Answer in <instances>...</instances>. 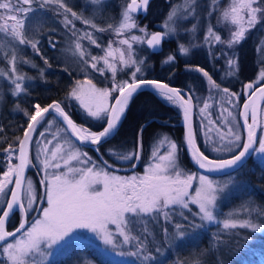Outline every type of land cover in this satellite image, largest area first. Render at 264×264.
<instances>
[{
    "label": "snow or ice",
    "instance_id": "obj_1",
    "mask_svg": "<svg viewBox=\"0 0 264 264\" xmlns=\"http://www.w3.org/2000/svg\"><path fill=\"white\" fill-rule=\"evenodd\" d=\"M212 2L215 4L218 0H212ZM90 3L102 8L104 0H90ZM149 3L150 0H130L122 9L121 18L117 23H109L106 27H101L94 19L85 18L74 11L66 0H0V42L6 41L7 44L4 46L11 44L12 41L18 42L19 45H29L37 54H39L40 41L35 37L46 23L42 13L49 5L57 6L58 14L63 15L66 27L72 25V28H75L73 20L69 19L70 14L75 20L90 25L97 32L111 31L117 36H123L132 29H138L143 33V36L131 35L121 39L119 44L126 47L113 48L112 43L109 42L103 56H90L92 69L101 73L105 70L111 72L114 82L111 89L98 88L91 80H88L86 81L88 87L77 82V86L70 92V95L86 109L87 115L104 121L105 126L101 131L90 132L84 129L86 134L81 135L82 129L75 124L59 102H53L45 107L37 103L33 105L32 113H29L27 109H20L17 105V109L28 116L29 122L23 137H16V147L9 144L3 149L8 155L9 166L0 177V200L4 201V207L0 209V256L6 264H47L48 258L52 256L51 250L55 246L62 247L61 242L67 244L78 229H87L95 233L105 245L114 250L122 249L125 245H132L136 251L127 253L121 251L119 254L138 256L144 264H150L154 259L152 252L149 251V243L155 244V238L152 237L148 226L149 221L163 220L161 232L165 239L172 236L169 227L180 238L186 235L185 225L179 222L180 220L188 222V230L202 228L204 221L220 225L226 233L237 229H248L253 232L264 230V223L252 218L253 213L257 218L264 217V209L258 205H248L245 208L249 214L248 218L239 219L237 213L232 212L228 217L219 219L218 198L224 188L208 175L197 176L184 172L177 161V144L168 140L167 137L160 141L161 144H167L166 154L154 152L153 159L156 162L148 165L145 174L130 177L118 176L110 173L106 167L97 166L91 162L87 153H81L77 148L70 147L65 154L59 142L52 145L51 140L46 141L41 149L45 158L42 161L44 177L40 180V184L44 186V195L40 200L46 201L47 206L39 209L34 207L40 201L37 200L32 181L25 179L24 172L28 167L36 166L32 164L29 157L30 134H35L37 126L41 123H46L44 119L46 114H49L51 110L62 117L70 133L78 141L99 145L102 142L106 143L113 136L129 101L145 86H152L161 98L183 110V118L187 122L186 144L190 147L191 155L199 168L209 173H220L243 166L247 157L253 153L264 154V137L257 141L259 105L254 98L259 93V98L264 100V88H257L255 83L245 85L251 95L242 105L241 115L247 128V138L243 143H237L242 140V135L234 131L238 121L232 110L222 109V126L217 125V121L208 120L205 127L211 126L209 131L214 129L219 140L226 141L222 147H216L215 151L233 152V147L239 149L228 159H209L200 150L195 140V130L191 120V112L195 106L192 103L191 93H182L180 89L170 87L167 83L137 76V73L142 72L143 59L135 57L133 44H146L154 50L158 49L166 37L176 33L178 22L188 15H194L197 7V0H183V3L170 8L163 23L165 31L148 32L146 27H140L136 23L134 14L146 13ZM261 20H264V0H231L227 7L220 10V16L217 19V24L223 21L234 26L230 37L224 40L219 32L209 25L205 43L226 44L229 48L238 46L246 39L249 30L256 27ZM195 30L196 26L193 25L190 31L194 33ZM72 35L76 37L73 41L74 53H78L82 62L87 63L83 60L86 52L80 41L87 39L98 48L101 45L97 43L93 33L84 32L77 36L73 31ZM49 43L55 48L54 41L50 39ZM261 44L264 45V41H261ZM194 47L197 45L179 44L178 50L181 54L188 55ZM15 51L13 47L10 53H5V56H10L9 63L14 75H9L0 69V76H6L13 86L12 94L20 96L27 93L24 83L26 77L23 73L17 72ZM174 60L175 56L169 55L164 62L170 63ZM100 61H103L104 67L97 68ZM23 62L31 63V61ZM44 62L47 64V60ZM117 63L131 69L129 80L115 82ZM228 65L231 69L229 74L239 71L238 58H230ZM194 70L206 77L213 88L225 94L222 99L228 105L235 107L233 101L238 100L237 93L231 92L228 88H221L204 68L197 66ZM41 74L43 75V70ZM260 81H264V70L259 73L257 83ZM113 92L117 93L114 98ZM110 98L114 99L111 105ZM209 107L207 101L203 102V107L199 109L200 113L210 117L211 113H207ZM250 111L251 122H249ZM223 128L227 130L224 131ZM2 131L3 129L0 128V132ZM39 135L44 134L39 133ZM50 145H52L51 149ZM109 151L110 154L117 155L118 159L124 161H134L138 158V153L135 151L122 154H117L116 150ZM14 155L19 162L12 165L10 161ZM73 161L86 166L73 167ZM89 164L91 166H87ZM104 164L107 165V162ZM62 166L66 170H62ZM48 169L53 171L49 173ZM13 176L15 180L12 179ZM193 181L198 182L194 189ZM9 185L13 187L8 189ZM190 205H196L198 210L193 213ZM17 209L24 215V219L19 227L8 231L6 223ZM184 210L188 211V215ZM30 211H38L40 216L28 223L26 217ZM189 215L193 217L192 220H189ZM176 217L179 219L174 223ZM197 217L202 223H196ZM110 225L116 226L115 232ZM138 226H140L139 229ZM214 239L219 238L214 237ZM155 251L159 253L160 248L156 247ZM193 264H201V261L197 259Z\"/></svg>",
    "mask_w": 264,
    "mask_h": 264
},
{
    "label": "trees",
    "instance_id": "obj_2",
    "mask_svg": "<svg viewBox=\"0 0 264 264\" xmlns=\"http://www.w3.org/2000/svg\"><path fill=\"white\" fill-rule=\"evenodd\" d=\"M35 6L36 5H34V7ZM166 6L164 0H154L144 20L140 21V25L143 24V27L146 26L148 32H150L151 28L156 26L155 24L163 21L162 19L167 11ZM59 11L62 12V10ZM43 13L51 19L46 25L49 29L54 21L59 33L61 32V26H63L69 36L73 37L74 40L76 37L70 35L73 31L76 32L77 36L82 35L84 32L93 33L98 44H102L103 41H110L111 39L109 34L97 32L89 25H85L81 21L75 20V18L72 19L70 14L69 19L73 20L75 28L73 29L71 25L66 27L64 17L62 14H58L56 5L46 6ZM83 16H85V14ZM100 26L104 27L101 24ZM65 36H67L65 33L57 34L55 32L54 35H50V33L45 34L44 32V36L39 37L38 40L40 43L38 46L42 47L41 50L42 53H45V57L40 53L37 54L34 49L31 51L33 55L30 56V60L36 67L24 70L26 74L33 77V82L27 83L26 85L27 93L16 99H12L10 95H7L0 104V128L3 129V131L0 132V176L9 166L8 155L3 149L7 148L9 144L16 147V137H21L29 122L28 116H26L23 111L18 110L17 105H19L20 109H27L29 113H32L34 111L33 105L37 103H39L41 107H45L49 103L57 101L76 124L83 125V127L89 131H99L104 125V122L100 124H90L78 116L79 110L71 100L70 92L77 86L78 80L82 78L77 76L72 69L61 64L59 60L61 45L59 47L57 44L64 42ZM50 39L52 41L57 40L55 48L49 43ZM253 41L256 42L255 36L254 38H247L243 44L237 47L239 52V71H237V77L234 82L220 79L217 72L214 71V68H210L205 60L200 62H198L199 60L183 62L175 52L173 41H165L163 45L164 48L158 53H152L144 44H137L139 47L137 49L139 59H143L145 65L152 64L150 71H145L144 74L138 77L163 81L170 85L185 89L191 94L196 91L198 95H204L200 90L207 88L206 86L210 87L212 85L206 77L194 70L199 66L204 68L220 86H225L231 89V91L236 92L239 97V103H242L244 96L239 89L243 88L244 84L251 81L252 74L256 67L254 62ZM80 42L86 52L85 57L88 59L90 56L94 55V50L96 51L98 49L87 39L81 40ZM165 50H167L166 54L163 53ZM99 52H97L98 57L102 55V53ZM88 54H90L89 57ZM169 55H174L175 60L170 63H165L164 61ZM45 60H47V64H45ZM219 65L220 61L217 60L215 66L219 67ZM248 65L251 66V70L250 74L246 75L245 69ZM98 67H101V63ZM117 69L115 82L129 80L131 70L118 67ZM41 70H43V75L41 74ZM89 75L90 77L87 78L92 80L98 88L106 86L103 88L111 89L113 87L114 82L112 74L106 75L105 78H101L97 74L92 73ZM36 76H38V78H36ZM95 76L101 78L102 81H98ZM262 83H264V81L260 82L258 85ZM116 94V92H113L112 97L114 98ZM195 96L196 95H194V97ZM113 98H110V101H112ZM50 120L55 121L63 129L61 124L54 117L48 116L45 119L46 123ZM46 123H41L37 128L31 148L35 143L36 137L42 132ZM194 128L197 144L200 150L208 157H230L239 150L237 149L234 153L232 152L228 155L208 153L202 147L199 132L196 129V120L194 121ZM164 137H167L177 144V160L179 166L187 172L198 173L192 167L184 149L178 106L165 99H160L149 92H140L130 100L114 136L98 147V151L102 160L112 165H119L117 161H121V159H118L117 155L110 154L109 150H116L117 154L133 151L137 152L138 158L134 161H127L126 165L132 166L139 162L138 165L130 172H116L115 174L124 177L128 174L139 176L142 171L141 164H143L145 157L148 156L154 144ZM84 150L92 155L93 158L100 161L94 151L89 149ZM253 156L237 172L228 176L219 177L233 178L231 183L233 189H231L232 191L229 194L227 206H223L226 210L229 207V209L235 210L238 207L248 205V202L249 204L252 203L253 206L258 205L264 209V165L254 161ZM10 163L15 165V155ZM27 175H31L34 180H37L35 171L29 167ZM191 210L195 213L194 209ZM185 214L187 215L188 212L185 211ZM19 222L20 213L16 212L10 219L8 230L11 231L16 228ZM163 225L164 222L162 219L160 222L153 221V223L149 222L148 224L152 237L155 238V244L149 243V251L152 252L154 257L150 264H181V262L193 264L197 259L201 261V264H264V235H260L257 232H252L248 229H237L234 230V232L226 233L225 230L220 228V225L216 224L201 228L197 233H194V235L188 238L186 237L177 243H172L164 238L161 232ZM170 230L171 227H169V231ZM214 237H218L219 239L215 240ZM156 247L160 248L159 253L155 251ZM81 257L89 259L93 264H108L103 261L94 250L86 246H75L71 248L69 252L55 260L52 264H74L75 261ZM134 261L136 264H144L142 259L138 256H135Z\"/></svg>",
    "mask_w": 264,
    "mask_h": 264
},
{
    "label": "rangeland",
    "instance_id": "obj_3",
    "mask_svg": "<svg viewBox=\"0 0 264 264\" xmlns=\"http://www.w3.org/2000/svg\"><path fill=\"white\" fill-rule=\"evenodd\" d=\"M129 1L130 0H104V5L102 8L98 5H92L90 3V0H66V3H68L69 6L73 7V10L76 11L78 14H82V15L85 14L84 16L85 18L94 19V21L99 26L101 24L104 27H106L107 24L109 23L115 24L120 20L122 9ZM164 1L166 2V5H167L166 14L164 18L162 19L163 21L155 24L156 27H158L161 30V32L165 31V29L163 28V23L169 13L170 8L174 5L183 3V0H164ZM230 2L231 0H218L217 3L213 4L212 0H197V7H196L195 14L188 15L184 19H182L180 22H178L176 33L166 37L165 41H173L175 52L177 56L183 62H189L192 60H195V61L199 60L198 62H200V61L205 60L208 66H210V68H214V71L217 72V75L220 79H223V80L226 79L227 81L229 80L230 82H234V80H236V77H237V72H235L234 74H229L231 69L229 68L228 60L230 58H238L239 52L237 50V47L243 44L247 38L249 37L254 38L255 36L256 42L253 41V53L255 57L254 62H255L256 67H255L254 73L252 74V79L249 83H255V85H258L260 82H262L260 81L257 83L258 78H259V73L261 70H264V45L261 44V41H264V20H261L260 23L256 25V27L250 29L249 32L246 34V39L243 42H241L238 46L229 48L226 44H217V43H212V42L208 44L205 43V36L207 33V27L209 25H212L214 29L219 32V34L222 36L224 40H227L230 37L231 31L234 30V26H232L231 24H226L223 21L217 24V19L220 16V10L224 7H227L230 4ZM209 13H211V15H209ZM42 16L46 20V23L44 24L43 28L41 29L39 34L36 35L35 38L39 39L40 36L41 37L44 36V32L45 34L50 33V35H54L55 32L57 34H63V33L67 34V36L64 37L65 39L64 42L57 44L59 47L61 45L60 50H59V60L61 64L69 67L70 69L74 71V73L77 76L82 78L78 80V82L84 84L85 87H88L86 81L90 80L89 78H87V77H90L89 74L91 73L97 74L101 78H105L106 75L111 74V72L107 70L101 73L97 71L96 69H92L91 68L92 61L90 58L88 59L84 57L83 60L87 61V63L82 62L78 53H74V44H73L74 38L69 36V34L65 30V27L61 26L60 28L61 32L59 33V30L56 28L57 25L53 21L52 22L53 25H51L49 29V27H47L46 25L51 21L50 17L44 13H42ZM72 19H74V17H72ZM135 19H136V23L140 27H143V24L140 25V21H138V18H135ZM193 25L196 26V30L194 33L190 31ZM105 33L111 36L110 41L109 40L105 42L103 41V43L100 44L101 47L99 48L96 47L98 49L96 51L94 50L95 53L93 56H97V52L99 51L102 53L101 56H103L104 49L107 48L109 42L112 43L113 48L126 47V46H122L119 44V41L121 39L130 37L131 35L143 36V33L139 32L138 29H132L131 32L125 33L123 36H117L115 33L111 31H105ZM70 35L72 36V34ZM209 40H211V38H209ZM56 41L57 40L54 41L55 44H56ZM5 44H7L6 41L0 42V69H3L9 75H14L11 72V64L9 63L10 56H5V53L6 52L10 53L12 51V48L15 47L16 49L15 54L17 56V63H16L17 72L23 73L25 75L26 77V80L24 81L25 86L27 85V83H32L33 77L26 74L24 70H27L29 68L33 69L36 66L33 67L32 62L24 63L23 61H31L30 56L33 55L31 53L33 49L29 45H19L18 42H15V41H12L11 44H8L7 46H4ZM179 44H184L186 46L194 44V45H197V47L191 48L190 53L188 55H184V54H181L180 51L178 50ZM95 46L96 45H94V47ZM38 48H39V53L45 57V53H42V50H41L42 47L38 46ZM138 48H139L138 45L134 43L133 44V49L135 50L134 55L137 59H139V53L137 50ZM163 53L166 54L167 50L163 51ZM217 60L220 61L219 67L215 66V64L217 63ZM100 63H101V67H98ZM102 67H104L103 61H100L97 64V68H102ZM117 67L122 68V69L131 70L129 68L123 67L119 63H117ZM250 67L251 66L248 65L247 68L245 69L246 75L250 74V70H251ZM151 68H152V64L145 65V63L143 62L142 72L137 73V76L144 74L145 71H150ZM98 76H95L96 79L98 81H102L101 78H99ZM36 78H38V76H36ZM92 83L94 84V82ZM103 87H106V86H103ZM206 87L207 88H203L202 90H200L201 92H203L204 95H198L196 91L193 92V94L196 95L195 97L193 94H191L194 105H195V118L194 119L196 120V129L199 132L200 140L202 142V147L208 153H214L218 155H228L232 152H227V151L218 152L214 150L216 147H222L223 144L226 143V141H220L216 131L214 129L212 131H209V127L211 126L205 127V125H207L208 120L211 119V120L217 121V125L222 126L223 120L221 117V112H222V109L224 108L232 110L233 115L236 117V120L238 121V111H239L241 103H239V100L234 99L233 104L235 105V107H233L232 105H228L225 102V100L222 99V97H224L225 95L224 93H222L218 89L213 88V86H210V87L206 86ZM220 87L227 88L225 86L224 87L220 86ZM12 88L13 86L11 85L8 78L6 76H0V104L3 98L7 95H10L12 99L20 98L23 95H25V94H21L20 96H14L12 94ZM229 90L231 91V89ZM239 91H242V88H240ZM231 92H234V91H231ZM71 100L74 102L75 107L79 110V114H78L79 118L83 119L85 122H89L90 124H100L101 122H104L102 119L98 120L96 118H93L87 115L86 109H84L83 106L80 104V102L77 101L74 97L71 96ZM205 101H207L210 105V107L207 109V113H211L210 117H208L207 114L202 115L199 111V109L203 107V102ZM110 102L111 101L109 100V104ZM78 125L82 128H85L83 127V125H80V124ZM260 125L261 126H260V133H259L258 141L261 137H264V105L262 107ZM223 130L226 131L227 129L223 128ZM234 131L242 135L239 123L234 128ZM90 132H96V131H90ZM41 133H43L44 135L43 136L38 135L36 137L35 143L33 144L31 151H30V159L32 160V164L36 166H30L29 168L35 171L36 176H37L35 177L37 180H34L33 176L31 175H27V178H26V180L30 179L32 181L34 188L36 190L37 200L40 201L39 203L34 205V207L37 209L47 206L46 201L40 200V198L43 197L44 195V186L40 184V180L43 179L44 177V169H43L42 161L45 158L41 149L43 148L46 141L51 140L52 145H55L57 142H59L62 145V148L65 154L70 150V147L79 149L81 153H87V151L84 150L85 148H80L79 146H77L68 137L66 132L53 120L48 121L44 125V128ZM242 139H243V136H242ZM161 140L157 141L154 144L148 156L145 157L143 164H141L142 171L139 176H143L145 174L149 164L156 162L153 159L154 152H158L159 154H166L165 150L167 148V144L166 143L161 144L160 143ZM237 143H242V140ZM52 145L49 146L50 149ZM236 150L237 148L233 147V153ZM87 156L91 159V162H94L99 167H106V170H108L112 174H115L116 172H130L139 163L138 162L132 166H127L126 165L127 161L121 160V161H117L119 165H112L110 163H107V165H105L104 162L106 161L104 160H103L104 162H102L101 160L99 161L98 159L93 158L92 155H90L89 153H87ZM253 158H254V161L258 162L259 164L264 165V154H260L256 152L254 153ZM72 166L73 167H85L86 165L73 161ZM87 166H91V165L89 164ZM62 170H66V169H63V166H62ZM52 171L53 169H48L49 173H51ZM56 171H60V170H56ZM183 171L188 174H196L197 176L200 175L199 173L187 172L185 170ZM132 175L134 174H128L126 175V177H130ZM0 177H2V175ZM12 179L14 180V176L12 177ZM212 179H214L220 187L224 188V191L219 194V198H218V212L220 213L218 218L224 219L228 217L229 213H232V212H236L237 218L239 219L248 218L249 214L247 211H245V208L248 205H253L252 203L249 204L248 201H247L248 205L243 206V207H238L235 210L229 209L230 207L226 210L223 207V206H227L226 204L228 201L229 194L232 191L231 189H233V186L231 184L233 178L229 177V178H212ZM197 184H198L197 181H193V189L197 187ZM11 187L12 185H9L8 189H11ZM3 207H4V201L0 200V209H2ZM190 208L194 209L195 212L198 210L196 205H190ZM184 211H187V210H184ZM20 216H21V213H20ZM39 216H40V213L38 211H30L27 213L26 219L28 223H31L34 218H37ZM252 218L257 219L258 222L264 223V217L257 218L255 214L253 213ZM178 219H179L178 217L174 218L173 222L175 223L176 220ZM192 219L193 217L189 215V220H192ZM149 222L153 223V221H149ZM179 222L184 223L186 235L183 238H180L177 235H175L174 230L171 228L170 233H172V236L168 240L171 241L172 243H177L179 241H182L186 237L188 238L191 235H194V233H197V231L201 229L199 228V229L188 230L187 221L180 220ZM196 223L197 224L202 223L198 217L196 218ZM203 225L204 226L202 228H206L211 225H216V223L204 221ZM139 227L140 226H138V229ZM110 228L113 230V232H115V228H116L115 225H110ZM257 233L260 235H264V230L258 231ZM117 238L120 239L118 236ZM61 243L63 245L62 247L55 246L51 250L52 256L48 258L47 264H52L55 260L64 256L67 252H69L71 248L75 246H80V247L86 246L94 250V252L98 254L99 257L103 261L107 262L108 264H136V262L134 261L135 256L119 254V252L121 251L125 253L136 251V249L132 245H125L122 249L114 250L110 246L105 245L103 241H101L96 236L95 233H92L87 229L76 230V232L73 233V238L69 240L67 244H64V242H61ZM0 264H6V261L3 259L2 256H0ZM74 264H93V263L89 259L85 257H81L80 259L75 261Z\"/></svg>",
    "mask_w": 264,
    "mask_h": 264
},
{
    "label": "water",
    "instance_id": "obj_4",
    "mask_svg": "<svg viewBox=\"0 0 264 264\" xmlns=\"http://www.w3.org/2000/svg\"><path fill=\"white\" fill-rule=\"evenodd\" d=\"M154 0H150V3H149V5H148V8H147V11H148V9H149V7H150V5H151V3L153 2ZM130 2V1H129ZM147 15V12L146 13H144V12H139V13H137V14H134V16H135V18H144L145 16ZM156 27V26H155ZM153 32H161V30L158 28V27H156V29L153 31ZM163 43V42H162ZM145 46H146V48H148V49H150V51L152 52V53H158V52H160L161 50H162V44H161V46L158 48V49H152V48H150V47H148L146 44H144ZM147 80H155V79H147ZM157 81H159V80H157ZM160 82H162V83H166V82H163V81H160ZM168 84V83H167ZM248 83H246L245 85H247ZM170 87H174V88H178V89H180L181 90V92L182 93H189L188 91H186V90H184V89H182V88H179V87H177V86H173V85H170V84H168ZM245 85L243 86V89H242V95L244 96V100L242 101V103H241V105H240V108H239V111H238V123H239V126H240V128H241V131H242V135H243V139H242V143L244 142V140H246V138H247V128H246V126L244 125V123H243V116L241 115V113L243 112V107H242V105H243V103L244 102H246L247 101V98H248V96L249 95H251V92H250V90H248V89H246L245 88ZM257 88H264V83H262V84H260V85H258V86H256ZM140 92H149V93H152V94H154L155 96H157V97H161L159 94H158V92L152 87V86H145V87H143L141 90H139L137 93H135L134 95H133V97L135 96V95H137L138 93H140ZM117 95V94H116ZM115 95V96H116ZM132 97V98H133ZM131 98V99H132ZM255 99H256V101H257V104L259 105V112H258V123H259V127H258V129H257V141H258V138H259V132H260V123H261V112H262V107H263V105H264V100H262V99H260L259 98V93H257L256 94V97H254ZM53 102H57V101H53ZM53 102H51V103H49L48 105H50V104H52ZM130 102V101H129ZM112 103H114V99L112 100V102H111V104ZM192 103H193V105H194V102H193V100H192ZM110 104V105H111ZM129 104V103H128ZM48 105H46V106H48ZM61 105V104H60ZM128 106V105H127ZM61 107H62V105H61ZM63 108V107H62ZM178 109H179V113H180V126H181V129H182V133H183V143H184V149H185V152H186V154H187V157H188V159H189V161H190V163H191V165H192V167L194 168V170L196 171V172H198L199 174H204V175H208V176H210V177H212V178H219V177H224V176H228V175H231V174H233V173H235V172H237L238 170H240L251 158H252V156H253V154H251V155H249L248 157H247V159H246V162H245V164L243 165V166H241V167H239L238 169H228V170H225L224 172H220V173H215V172H213V173H209V172H207V170H205V169H201V168H199V166L195 163V161H194V159H193V157H192V155H191V149H190V147L186 144V134H187V122L184 120V118H183V110L180 108V107H178ZM126 110V109H125ZM124 115V114H123ZM48 116H52V117H54L60 124H61V126L64 128V130L66 131V133H67V135L70 137V139L77 145V146H79V147H81V148H85V149H89V150H93L94 152H95V154L98 156V158H100L101 160H102V158L100 157V154H99V151H98V147H100L102 144H104L105 142H102L101 144H99V145H94V144H91V143H89V142H80V141H78V139L74 136V135H72L71 133H70V129H68L67 128V125H66V122H64L63 121V118L62 117H60L57 113H55V112H52L51 110H50V113L49 114H46V116H45V118L44 119H46ZM123 117V116H122ZM122 117H121V120H122ZM194 117H195V107L193 108V110H192V112H191V120H192V126H193V129L195 130V128H194ZM121 120H120V122H119V124H118V127H119V125H120V123H121ZM249 122H251V111L249 112ZM28 124V123H27ZM76 124V123H75ZM77 125V124H76ZM105 126V124L103 125V127ZM39 126H37V128H38ZM79 127V126H78ZM103 127H102V129H103ZM118 127H117V129H118ZM26 128H27V126H26ZM25 128V129H26ZM37 128H36V130H37ZM80 128V127H79ZM24 129V130H25ZM101 129V130H102ZM117 129L115 130V132L117 131ZM100 130V131H101ZM115 132H114V134H115ZM23 133H24V131H23ZM23 133H22V135H21V137H23ZM81 135H85V133H84V131L82 130L81 131V133H80ZM114 134H113V136H114ZM31 135V142H32V139H33V137H34V134H30ZM112 136V137H113ZM111 137V138H112ZM110 138V139H111ZM109 139V140H110ZM195 140H196V137H195ZM196 143H197V141H196ZM198 145V144H197ZM30 147H31V143H30ZM30 147H29V154H30ZM18 154V153H17ZM231 157V156H230ZM230 157H225V158H211V157H209V159H228V158H230ZM18 159H16L15 158V164H18ZM28 169V168H27ZM27 169L25 170V172H24V177H25V179H26V177H27ZM14 180H15V177H14ZM12 187H13V185H12ZM11 187V188H12ZM19 210L17 209L13 214H11L10 215V217H9V219H8V221H7V223H6V229L8 230V224H9V222H10V219L12 218V216L16 213V212H18ZM20 212V211H19ZM24 219V215L21 213V222H22V220ZM20 225V224H19ZM19 227V226H18ZM15 230V229H14ZM13 231V230H12Z\"/></svg>",
    "mask_w": 264,
    "mask_h": 264
},
{
    "label": "flooded vegetation",
    "instance_id": "obj_5",
    "mask_svg": "<svg viewBox=\"0 0 264 264\" xmlns=\"http://www.w3.org/2000/svg\"><path fill=\"white\" fill-rule=\"evenodd\" d=\"M144 18H145V17H144ZM144 18H139L138 20H139V21H143ZM155 29H156L155 26L152 27L150 32H153ZM164 43H165V40H164L163 43H162V49L164 48V47H163ZM92 151H93V150H92ZM94 153H95V152H94ZM102 162H104V161L102 160ZM20 223H21V216H20V222H19V224H20ZM19 224H18V226H19ZM18 226H17V227H18ZM17 227H16V228H17ZM14 229H15V228H14Z\"/></svg>",
    "mask_w": 264,
    "mask_h": 264
}]
</instances>
